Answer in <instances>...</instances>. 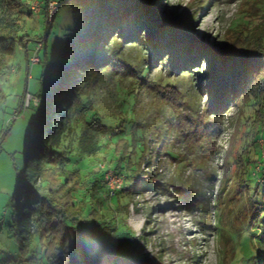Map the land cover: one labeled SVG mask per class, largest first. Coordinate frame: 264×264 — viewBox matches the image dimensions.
Segmentation results:
<instances>
[{
  "label": "trees",
  "instance_id": "16d2710c",
  "mask_svg": "<svg viewBox=\"0 0 264 264\" xmlns=\"http://www.w3.org/2000/svg\"><path fill=\"white\" fill-rule=\"evenodd\" d=\"M30 1L0 0V79L9 70L8 59L18 48L24 52L26 66L29 65L31 35L25 31L24 20L39 15L31 12ZM39 1L47 20L49 0ZM157 1L76 0L72 4V25L61 39L51 66L44 65L43 88L33 95L37 104H29L36 107V114L24 165L18 175L9 224L18 242V254L3 264H149L140 238L127 226L125 214L118 212L107 218L101 208L107 198H115L113 209L119 210L120 197L142 192L152 183H158L159 178L152 176L145 181L138 172L141 164H147V169L151 166L157 150L144 156L145 122H134L124 128L125 114L122 117L116 112L100 114L94 107L93 94L99 84L112 82L118 76L119 81L129 78L130 89L125 94H135L134 88L144 81L150 87L144 70L149 71L154 62L163 59L171 66L169 75L199 76L194 94L200 96L201 90H206L204 115L198 123L194 121L196 133L209 131L208 124H217L238 100L242 99L243 107L252 108L253 111L241 117L257 118L256 125H247L241 137L247 151L237 159L226 157L227 163L233 160V173L225 171V177L254 188L248 199L251 211L259 212L253 222L261 229L257 240L264 250V198L259 207H255L254 199L264 187L252 174L257 166V175L264 178V145L256 143L258 134L264 130V29L255 39L256 45L249 48L207 46L191 35L188 23L180 15L162 18L152 8ZM209 2L206 0L203 7ZM47 33L38 37L43 40L45 54ZM131 45L148 50L146 58L142 57L145 62L139 67L124 56L123 47ZM200 62L205 68L202 74L194 69ZM25 94L20 97L16 115L25 107ZM175 94L182 93L177 89ZM125 98L118 105L124 113ZM3 101L0 90V106ZM199 127L201 130L197 131ZM190 130L184 128V134ZM169 134L158 138V147L164 149L162 154L166 152L175 159L165 145ZM99 153H104L103 160H108L116 174L123 175L125 171L124 177L129 181L136 175L142 180L108 188L103 183L105 170L99 164L87 167V159L93 164ZM143 172L154 174L149 170ZM244 233L245 238H250L246 230ZM245 254L239 256L240 263L259 264L264 258V252L258 250L247 249Z\"/></svg>",
  "mask_w": 264,
  "mask_h": 264
},
{
  "label": "rangeland",
  "instance_id": "374dc122",
  "mask_svg": "<svg viewBox=\"0 0 264 264\" xmlns=\"http://www.w3.org/2000/svg\"><path fill=\"white\" fill-rule=\"evenodd\" d=\"M54 1L60 4L56 8L48 6L47 20L42 10L39 15L24 20L25 31L31 35L29 54L33 53L35 38L45 37L48 32L46 54L45 48L40 49L38 57L41 61L29 63L27 67L24 52L18 48L15 55L8 59L9 70L0 79V90L4 95L0 106V264L18 254V242L9 224L18 175L24 165L36 114V107L27 106L16 115L20 97L24 92L35 95L42 90L46 78L44 65L51 66L61 39L72 25V4L76 0ZM205 1L158 0L152 8L164 19L180 15L188 23L191 35L203 40L207 46L232 45L239 50L256 45L255 39L264 29V0H210L208 6L203 7ZM47 21L51 22L50 26ZM123 49L125 58L133 65L139 67L145 62L142 57L146 58L147 49L143 51L132 45ZM165 61L158 60L149 71L144 70L151 86L144 81L140 87L134 88L135 94H125L129 78L119 81V76L112 82L99 84L95 89L93 102L100 114L116 112L121 117L125 114L124 128L134 122H145L142 133L146 151L143 155L157 151L151 166L147 169V164H141L138 172L142 173L145 181L152 176L159 178L158 183H152L149 189L120 197L119 210L113 209L115 198H107L101 210L107 218L118 212L125 214L127 226L140 238L149 264H245L244 261L240 263L238 258L246 255L247 249L264 252L257 240L261 229L253 222L259 212L250 209L248 196L252 195L254 188L242 185L232 177L226 179L225 171L233 173V160L227 163L226 157L230 155L237 159L246 153L241 137L247 125H256L257 118L253 115L247 120L241 118L244 113L253 111L251 107H243L245 104L241 105V99L229 107V113L218 119L217 124H208L209 131L196 133L193 130L194 121L198 123L204 115L206 90H201L200 96L194 94L199 76L186 73L169 75L171 66ZM162 62L164 66L160 65ZM197 65L199 67L194 69L204 73V63ZM177 89L182 93L180 96L175 94ZM124 97L126 113L118 106ZM25 98L26 94L24 103ZM115 119L113 121L117 123ZM238 119L242 120L239 125L236 124ZM184 128L191 130L184 134ZM199 129L201 127L197 131ZM166 134L169 137L165 145L175 159L166 152L162 154L164 149L158 147V138ZM258 135L256 143L264 145V130ZM103 158L104 153L97 154L93 164L87 159V167L99 164L98 167L105 170L103 183L111 189L114 179L109 174H113V166ZM146 170L154 174L143 172ZM253 171L252 174L262 183L260 186L264 187V178L257 175V166ZM141 180L137 175L131 181L124 177L122 186ZM262 196L264 191L259 189L254 197L257 200L255 207L260 206ZM244 230L250 238H245ZM259 264H264V258Z\"/></svg>",
  "mask_w": 264,
  "mask_h": 264
},
{
  "label": "built area",
  "instance_id": "2783aa9c",
  "mask_svg": "<svg viewBox=\"0 0 264 264\" xmlns=\"http://www.w3.org/2000/svg\"><path fill=\"white\" fill-rule=\"evenodd\" d=\"M38 1V0H37ZM48 6H53L52 8H56L57 7V4L54 0H49L48 2ZM30 9H31V12L33 14H38L40 12V9H41V2L38 1V2H33L31 1L30 3ZM55 10V9H54ZM54 15V14H53ZM43 46V40L41 38H38L34 47H33V53L32 55L30 56V62L31 64L33 63H36V62H39V57H38V52L39 50L42 48ZM30 103H33V104H37V98L29 93L26 94V98H25V103H24V106L27 107L29 106ZM108 175V174H106ZM105 175V176H106ZM110 178L113 177V186L111 185V189H116V188H119L123 182V176L122 175H118L116 173L113 172V174H109ZM108 176H106L107 178ZM109 183V182H108Z\"/></svg>",
  "mask_w": 264,
  "mask_h": 264
}]
</instances>
